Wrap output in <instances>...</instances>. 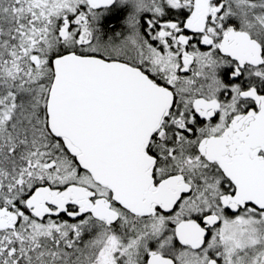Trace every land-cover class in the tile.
I'll list each match as a JSON object with an SVG mask.
<instances>
[{
  "label": "snow or ice",
  "instance_id": "obj_1",
  "mask_svg": "<svg viewBox=\"0 0 264 264\" xmlns=\"http://www.w3.org/2000/svg\"><path fill=\"white\" fill-rule=\"evenodd\" d=\"M0 264H264V0H0Z\"/></svg>",
  "mask_w": 264,
  "mask_h": 264
}]
</instances>
